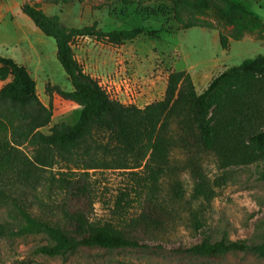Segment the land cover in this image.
Here are the masks:
<instances>
[{"label":"trees","instance_id":"1","mask_svg":"<svg viewBox=\"0 0 264 264\" xmlns=\"http://www.w3.org/2000/svg\"><path fill=\"white\" fill-rule=\"evenodd\" d=\"M165 1L173 4L175 19L185 30L216 29L202 19L211 7L209 0ZM222 1L224 6L215 8V14L233 27L227 35L220 33L222 47L228 50L230 41L253 32L254 15L238 0ZM21 11L55 40L57 59L73 87L68 92L49 85V96L57 94L82 111L77 124H57L44 134L52 122V104L42 103L25 67L0 56V82L12 79L0 90V207L10 205L18 215L14 230L0 222V240L45 236L49 243L35 254L50 258H66L81 248L136 249L142 245L139 235L157 233L167 224L161 199L164 179H170L174 200L182 201L181 174L189 172L195 182L192 199L211 203L227 179L223 176L211 185L203 173L206 155H215L223 168L264 158V56L227 68L202 94L189 73H172L164 99L139 108L111 98L75 59L72 41L97 36L95 27L67 28L27 2ZM109 37L119 44L134 35L115 32ZM174 152L182 153L180 162H173ZM107 171L121 173L126 181L112 200L117 224L95 216L97 203L108 206L96 177ZM44 185L47 197L57 195L58 201L50 205L36 195ZM25 193L34 195L36 212L26 204ZM236 252L264 259V236L258 245L205 237L189 249L203 258Z\"/></svg>","mask_w":264,"mask_h":264},{"label":"rangeland","instance_id":"2","mask_svg":"<svg viewBox=\"0 0 264 264\" xmlns=\"http://www.w3.org/2000/svg\"><path fill=\"white\" fill-rule=\"evenodd\" d=\"M238 1L254 15L253 32L241 41H230L226 50L220 33L227 35L233 27L219 21L215 14V8L224 6L222 0H209L211 7L202 17L213 24V30H185L175 19L173 4L165 0H0V56L16 57L15 62L25 67L36 82L42 103L52 104V122L42 130L49 135L57 124H77L82 108L57 94L49 96V85L68 92L73 87L57 59L55 40L46 37L22 11L19 17V6L27 2L70 29L95 27L97 36L72 41L75 59L111 98L144 108L164 99L172 73H189L198 94H202L227 68L264 56V0ZM115 32H129L134 37L115 44L109 39ZM11 80L0 82V90ZM25 151L33 156L31 149ZM182 159V153H173V162ZM202 164L211 185L223 176L227 184L216 189L217 196L211 203L195 201V182L189 172H183L185 197L176 201L170 179H164L161 199L168 213L167 224L157 233L139 235V248H81L66 258H50L35 254L36 248L49 243L45 236L5 238L0 240V264H264V259L244 252L213 258L189 253L205 237L211 242L226 239L229 243L258 245L264 236V158L248 166L223 168L220 159L208 154ZM96 177L108 206L97 203L95 216L117 224L112 200L126 181L121 173L112 171ZM36 195L50 205L60 198L53 195L49 199L45 185ZM24 197L36 212L34 195L25 193ZM0 222L16 229V210L10 205L0 207Z\"/></svg>","mask_w":264,"mask_h":264},{"label":"crops","instance_id":"3","mask_svg":"<svg viewBox=\"0 0 264 264\" xmlns=\"http://www.w3.org/2000/svg\"><path fill=\"white\" fill-rule=\"evenodd\" d=\"M21 6H19V8H18V12H17V15L20 17L21 16ZM9 58H11V59H13L14 61H17L15 58L16 57H9ZM19 61V60H18Z\"/></svg>","mask_w":264,"mask_h":264},{"label":"built area","instance_id":"4","mask_svg":"<svg viewBox=\"0 0 264 264\" xmlns=\"http://www.w3.org/2000/svg\"><path fill=\"white\" fill-rule=\"evenodd\" d=\"M105 90V89H104ZM107 92V91H106ZM108 93V92H107ZM109 94V93H108Z\"/></svg>","mask_w":264,"mask_h":264}]
</instances>
